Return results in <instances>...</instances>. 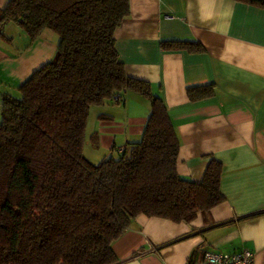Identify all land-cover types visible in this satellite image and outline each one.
Returning <instances> with one entry per match:
<instances>
[{
  "label": "trees",
  "instance_id": "obj_1",
  "mask_svg": "<svg viewBox=\"0 0 264 264\" xmlns=\"http://www.w3.org/2000/svg\"><path fill=\"white\" fill-rule=\"evenodd\" d=\"M264 8V0H239ZM128 0H7L3 26L29 38L58 36L50 60L0 99V264H119L112 243L137 215L189 223L221 203L222 165L199 182L177 173L179 139L149 82L128 76L114 31ZM201 51L199 42L161 41ZM212 84L187 87L191 101ZM126 91L150 104L140 138L94 163L83 154L89 110L121 103ZM98 119H110L101 113Z\"/></svg>",
  "mask_w": 264,
  "mask_h": 264
},
{
  "label": "crops",
  "instance_id": "obj_2",
  "mask_svg": "<svg viewBox=\"0 0 264 264\" xmlns=\"http://www.w3.org/2000/svg\"><path fill=\"white\" fill-rule=\"evenodd\" d=\"M128 2L129 14L114 31L118 59L163 101L179 139L177 173L199 182L211 159L220 162L224 200L189 223L137 215L112 243L119 264H201L206 250L242 249L264 264V8L239 0ZM2 34L0 99L50 60L58 42L44 29L28 45L13 23ZM167 40L203 49H162ZM203 84H212L214 95L191 101L187 87ZM90 112L87 158L98 163L140 138L150 104L126 91L121 103Z\"/></svg>",
  "mask_w": 264,
  "mask_h": 264
},
{
  "label": "built area",
  "instance_id": "obj_3",
  "mask_svg": "<svg viewBox=\"0 0 264 264\" xmlns=\"http://www.w3.org/2000/svg\"><path fill=\"white\" fill-rule=\"evenodd\" d=\"M201 264H255L253 253L248 249L223 252L206 250Z\"/></svg>",
  "mask_w": 264,
  "mask_h": 264
},
{
  "label": "rangeland",
  "instance_id": "obj_4",
  "mask_svg": "<svg viewBox=\"0 0 264 264\" xmlns=\"http://www.w3.org/2000/svg\"><path fill=\"white\" fill-rule=\"evenodd\" d=\"M93 108V107H92ZM93 112H90L89 113V120H88V123H87V129H86V135H85V137H86V140H85V142H84V147H83V154L86 156V157H88V158H90V159H92V157L89 155V145H87L88 144V136H89V131H88V128L90 127V125L93 123ZM89 123H90V125H89Z\"/></svg>",
  "mask_w": 264,
  "mask_h": 264
}]
</instances>
